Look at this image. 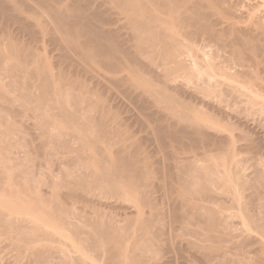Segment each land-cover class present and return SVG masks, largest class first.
Segmentation results:
<instances>
[{"label": "bare ground", "instance_id": "bare-ground-1", "mask_svg": "<svg viewBox=\"0 0 264 264\" xmlns=\"http://www.w3.org/2000/svg\"><path fill=\"white\" fill-rule=\"evenodd\" d=\"M260 72L264 0H0V258L18 250L0 260L264 264L259 148L223 133L247 125L236 104L264 117ZM133 191L145 216L129 211ZM240 213L262 226L258 245L232 231Z\"/></svg>", "mask_w": 264, "mask_h": 264}, {"label": "rangeland", "instance_id": "rangeland-1", "mask_svg": "<svg viewBox=\"0 0 264 264\" xmlns=\"http://www.w3.org/2000/svg\"><path fill=\"white\" fill-rule=\"evenodd\" d=\"M236 1H237V0H236ZM238 1H239V0H238ZM207 47H208V48H207ZM202 48H203L204 50H203ZM206 48H207V49H206ZM215 48H216V47H213V46H205V47H204V46H202V45H199V47H198V49H202V51H204V53L206 54L205 57L207 56L205 59L208 60V61H209V58H211V61H212V58H213V57H212V54L214 53L213 55H215V54L217 53V51H216ZM224 54H225V55H228L227 53H224ZM208 55H209V56H208ZM220 55H221L220 58H224V56H225V55H223V52H222V51H221ZM220 58H219V59H220ZM222 60H223V59H220V61H222ZM233 62H234V61H232V63H233ZM232 63H231V65H232ZM234 64H235V62L233 63V65H234ZM233 65H232V66H233ZM235 65H236V64H235ZM235 65H234L233 67H235ZM260 75L263 76L264 73L261 74V72H260L259 76H260ZM261 76H260V78H263V77H261ZM179 81H181V80H179ZM261 96H262L263 98H262V97H260V98L263 100V99H264V95H261ZM207 99H208V98H207ZM209 100H211V99H209ZM263 101H264V100H263ZM198 105H199V104H198ZM247 105H248V104H247ZM119 106H122V105H119ZM200 106H201V105H200ZM200 106H199V108H200ZM234 106H235V107H233L234 110L230 108V109H231L230 111L233 110L232 113H233V112L235 113V110H236V113L239 112V114H240V115H238L239 117H237V114H235L236 117H237L239 120L242 119L241 121H245V120H246L245 123H246L248 126L250 125V126H249L250 128H249L247 125H246L245 127H243V128H242V127L240 128V126H237V127H235L236 129L233 128V129L235 130V132H234L233 129L231 128V130H230L231 132H229V131L226 129L227 131H224L223 133L228 134V135H230V136H232V137L238 139V140H236V139H235V140L238 141V142L240 141V143H245V144L252 143V145L254 144L255 146H257V149H255V150H258V148H259L258 152H259L261 155L258 154V158L256 157V162H258V163L260 164V166H263V167H264V137H263V134H261V132L263 133V130H264V126H263V125H264V123H263V122H264V117H262L263 122H262L261 117L259 118V114L256 115V114L254 113V114L256 115V117H253V116H255V115H254L253 113H251V114H253V116L250 114V111H251V109H249V108H250V107H249L250 105L246 106V104H245V106H244V105L242 104V106H244L245 108L247 107L246 110L249 109V110H247V113H246L245 108L243 109V107H241L240 104H239V106H238V104H236V105H234ZM122 107H123V106H122ZM122 107H119V109H118L119 111L117 110V111H118V114L121 113L120 111H122L121 114H123V110L125 111V109H123ZM201 107H202V106H201ZM248 107H249V108H248ZM121 108H122V109H121ZM203 108H204V106H203L202 108H200V109H202L203 111L205 110L206 112L209 111V113H211L210 110H206L205 108H204V109H203ZM236 108H237V109H236ZM238 108H239V109H238ZM241 108H242V109H241ZM241 110H242V111H241ZM125 112L127 113L128 111H125ZM125 112H124V113H125ZM133 112L135 113V110H134ZM248 112H249V113H248ZM251 112H252V111H251ZM121 114H120V115H121ZM128 114H129V113H128ZM128 114H127L126 116H128ZM211 114H212V113H211ZM214 114H215V113H214ZM248 114H250V115H248ZM124 115H125V114L121 115L120 117L122 118ZM260 115H261V114H260ZM240 116H243V117H240ZM244 116H245V117H244ZM261 116H263V115H261ZM252 117H253V118H252ZM257 117L259 118V120L261 119V120H260L261 123H260L259 120H257V119H255V121H253L254 118H257ZM123 118H124V117H123ZM252 119H253V120H252ZM256 120H257V122H258L259 124L256 123ZM247 122H249L250 124H248ZM253 122H254V123H253ZM129 124H132V125H130V126H132V130H134V131L136 130L135 132H139V134L137 133V136H138V135H141V134L143 135V132H141V129L138 128L139 126H138L137 124H133V123H129ZM251 125H252V126H253V125L255 126V127H254V126L252 127V128H254V129L251 128ZM260 125H261V126H260ZM21 126H22L23 128L20 127V126L17 128V132H16V135H17V136H16V138H17L18 136H19V137L22 136V137L20 138L21 140H20V142H19V146H18V147H21V148H20V151L22 152L24 149L28 148V147H26L27 144H26V141L24 142V139L26 140V138H27V140H28V139L30 138V136H23V133H21V132L24 131V132H28V133H32V132L35 133V131H34L33 129H31L29 126L26 127L25 124H24V125H21ZM262 126H263V127H262ZM136 127H137V128H136ZM130 129H131V127H130ZM229 129H230V128H229ZM237 129H238V130H237ZM239 129H240V130H239ZM223 130H224V129H223ZM223 130H222V131H223ZM245 130H246V132H245ZM254 130H255L256 132H255ZM232 131H233V133H232ZM241 131H242V132H241ZM258 131H259V132H258ZM214 132H215V131H214ZM228 132H229V133H228ZM33 133H32V134H33ZM235 133H237L236 135H237L238 137L240 136V137H239L240 139H239L238 137L235 136ZM256 133H257V135H256ZM258 133H260V134L258 135ZM232 134H233L234 136H233ZM248 135H249V136H248ZM24 137H25V138H24ZM244 137H245V138H244ZM252 137H254V138H252ZM234 138H233V139H234ZM18 139H19V138H18ZM18 139H17V140H18ZM22 139H23V140H22ZM249 139H250V140H249ZM252 139H253V140H252ZM257 140H258V141H257ZM262 140H263V141H262ZM255 141H256V142H255ZM23 142H24V143H23ZM36 142H37V141H36ZM22 143H23V144H22ZM145 143H146L145 146L148 147L147 149L150 150V149H151V148H150V147H151L150 145L153 144V142H152V143H151V142H148L149 144H148L147 142H145ZM240 143H237V144L239 145ZM240 145H242V144H240ZM262 145H263V146H262ZM24 146H25L26 148H25ZM18 147H17V148H18ZM22 149H23V150H22ZM38 154H39V153H35V154H33L31 157L36 158V157L39 156ZM240 154H242V155H240ZM240 154H239V158L241 157V158H240V159H241V162H243V163H242L243 170L246 171V172H252V166H253L254 162H252L249 158H251V156L253 155V153H251V152H249V151H243V152L240 153ZM251 154H252V155H251ZM249 155H250V156H249ZM259 155H260L261 157H260ZM244 156H245V157H244ZM253 156H254V155H253ZM259 158H260V159H259ZM262 158H263V159H262ZM39 160H41V159H39ZM248 160H249V161H248ZM37 161H38V159H37ZM42 161H43V160H42ZM246 161H247V162H246ZM250 162H251V163H250ZM247 165H248V166H247ZM249 165H251V166H250V169H249ZM245 166H246V167H245ZM244 168H245L246 170H245ZM248 169H249V170H248ZM247 170H248V171H247ZM250 170H251V171H250ZM125 171H126V170H124V169H123V171H122V169H120V173L123 172L122 174H124ZM47 172L50 174V173L52 172V170L50 169V170L47 171ZM120 173H119V174H120ZM42 189L47 190L46 187H42ZM60 191H62V189H60ZM64 191H65V188L63 189V192H64ZM138 195H139V197H138ZM101 197H102V195H101ZM128 197L131 198V199L133 200V204H134L135 206H134L133 204H131V203H130V204L128 203V204L125 205V203H124L125 201L122 202L123 199H120V201L122 202V206H123V208H124L125 206L127 207L128 205H129V207H127L128 209L131 208V206H134V207H135V212H136V214H133L134 211H132V208L129 209V211L131 210L132 215H135V216H136V215H139V216H145V215H144V214H145L144 211L146 212V211H147V208H146V209H145V207L143 208V206H141V204H140L139 201H138L139 198H140V192H139V191H133L131 194L128 195ZM110 201H114V199H112V200H110ZM117 201H118V200H117ZM120 201H119V202H120ZM114 202H115V201H114ZM31 203L33 204V202H29L28 204L25 203L24 206H22L23 208L21 207V208L18 209V210L15 209V210L13 211V213H12V216H14V217H15V216H16V217H17V216H20V219H21V217L23 218V216H24V214H25L26 212H29V210H30V212H31V210H33V206H32ZM112 203H113V202H112ZM126 203H127V202H126ZM223 203L226 204V203H228V202H223ZM119 204L121 205V203H117L116 205L119 206ZM123 204H124V205H123ZM228 204H229V203H228ZM228 204H226V205H228ZM26 205H28V206H26ZM33 205H34V204H33ZM77 206H80V204H78ZM229 206H230V209L228 208ZM229 206H227V209H228L230 212H232L234 209L231 208V204H230ZM119 207L124 211L123 213H125V214H122V213H121V212H122L121 209H120V210L117 209V211L119 210V211H118L119 215H118V213H117V215H116V213L113 214V215H114V217L116 216V217H115L116 219H117V216H118L119 221H123V218H124L126 215L128 216V214L131 215V213H130L128 210H127L128 212H126V210H124L126 207H125L124 209H123L121 206H119ZM134 207H133V210H134ZM144 209H145V210H144ZM114 210H115V212H117L116 209H114ZM114 210L112 209L113 212H114ZM109 211H110V210H109ZM234 211H235V210H234ZM24 212H25V213H24ZM120 213L122 214V216H123V215H125V216H123V218H122V216H120V215H121ZM146 214H147V212H146ZM130 215H129V217H130ZM132 215H131V216H132ZM241 215H242V214L240 213V214H238L237 216H235V218L239 217V219H238V218H237V219L233 218V220H230V221L232 222V224H233V222H234V223L237 222V223H236V227H237V229H239V227H240L239 230H236V229H235L236 227H234V228L232 227V229H235V230H232V231H234V233L237 234V236H239L238 231H239V232L243 231V232H242L243 234L241 233L243 236L245 235V233H246L245 236H249L248 233H251L250 236H249L250 238H251V235H254V236H257V237L254 238V240H255L256 238H257V239H258V238L262 239V237H263V240H264V234L262 233V234H263L262 237H261V234H260V230L264 228V224L262 225L263 227H262V226H259L260 228L262 227L261 229L258 228V227H257L258 229H256L255 227H253L254 224H251V223L248 222L249 224L253 225V226H252L253 228L256 229V230H254V229L252 228L253 230H251V229H250L251 227H248L249 224L246 225L247 222H246L245 224H242V220H243L244 218H242L243 216H241ZM240 216H241V217H240ZM119 217H120V218H119ZM17 218H18V217H17ZM240 218H241V222L238 223V222L240 221ZM255 218H256V217H255ZM258 218H259V217H258ZM258 218L255 219V220H258ZM118 219H117V220H118ZM125 219H126V217L124 218V220H125ZM127 219H128V218H127ZM130 219H133V217H132V218L130 217L128 220H130ZM234 220H235V221H234ZM237 220H238V221H237ZM244 220H245V219H244ZM245 221H246V220H245ZM121 223H122V222H120V224H121ZM259 223H261V224L264 223L263 219H262V220L260 219V220L257 222L258 225H259ZM55 224H57V223H55ZM122 224H125L124 221H123ZM240 224H241V225H240ZM133 225H134V223H133ZM237 225H240V226H237ZM242 225H243V228H244V227H245V229L248 228V231H247V232L245 231V229H244V230H241V228H242L241 226H242ZM244 225H246V226H244ZM251 225H249V226H251ZM44 226H48V225L45 224ZM234 226H235V224H234ZM243 228H242V229H243ZM61 230H62V229H61ZM235 231H237V232H235ZM62 232H64V235L66 234V236H63V233H61V234H57V238H58V239H62V237H63V239H62L63 242H62V240H61L62 243H64V244L66 243V245H67V243H68V246L71 245L70 247L76 248L77 251L80 250V249L77 247L76 240H75L74 238H72L73 236H70L71 234L68 233V230H67V229H66V230L63 229ZM261 232H264V229H263ZM61 235H62V236H61ZM242 235H241V236H242ZM259 235H260V236H259ZM254 236H253V237H254ZM70 237H71L73 240H72ZM253 237H252V239H249V238H248L250 241L252 240V241L250 242V244L253 242V244H252L251 247H253V245H255V242H254V240H253ZM260 239H259V240H260ZM74 240H75V241H74ZM259 240H255V241L257 242V241H259ZM263 240H262V241H263ZM66 241H67V242H66ZM259 243H261V242H259ZM263 243H264V242H263ZM69 244H70V245H69ZM256 244L258 245V242H257ZM257 245H255L254 248H258V247L260 246V244H259L258 247H257ZM249 247H250V246H249ZM251 247H250V248H251ZM6 248H7L6 250H7L8 252L10 251V252H9V255H10V256H7L8 253H7V255L5 254V255L7 256V259H9V260L6 259L5 255L3 256L5 259H4L3 257H2L3 259H2V258H0V259H1V260H4V262L6 261V263H8L7 261H11L10 258H12V260H13L14 262H12V261H11V262H12V263H15V259H13V257L16 258L17 255L15 254V256H13L12 254H14L15 251H17V252H15V253L18 254V250L13 249V251H14V250H15V251L12 252L11 250H9L8 247H6ZM250 248H249V251H250V253H251L252 250H250ZM254 248H252V249H253V252L255 251ZM259 248H260V247H259ZM1 249H2V251H3V249H5V248L3 247V248H1ZM6 250H5V252H7ZM81 251H82V250H81ZM247 251H248V250H247ZM263 251H264V250H263ZM5 252H4V253H5ZM255 252L258 253V252H259V249H258V252H257V250H256ZM255 252H254V253H255ZM77 253H78V254H82V252H80V251H78ZM83 253H84V252H83ZM247 253H248V252H247ZM250 253H248V254H250ZM256 253H255V255H257ZM260 253H261V252H260ZM262 253L264 254V252H262ZM248 254H247V256H248ZM251 254H252V256H253V253H251ZM251 254H250V255H251ZM258 254H259V253H258ZM263 254H262V255H263ZM26 255H27V254H26ZM250 255H249V256H250ZM255 255H254V256H255ZM11 256H13V257H11ZM252 256H251V257H252ZM254 256H253V257H254ZM23 258H24V257H23ZM26 258H27V257H25V260H26ZM1 260H0V261H1ZM27 260H28V258H27ZM23 261H24V260H22V262H23ZM54 261H56V259H55ZM1 262H2V261H1ZM1 262H0V264H1ZM11 262H10L9 264H12ZM24 262H27V261H24ZM56 262H58V258H57V261H56ZM2 264H3V262H2Z\"/></svg>", "mask_w": 264, "mask_h": 264}]
</instances>
